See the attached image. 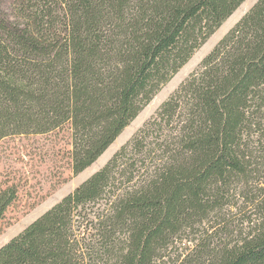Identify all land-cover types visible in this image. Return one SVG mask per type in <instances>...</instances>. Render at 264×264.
<instances>
[{"label":"trees","instance_id":"16d2710c","mask_svg":"<svg viewBox=\"0 0 264 264\" xmlns=\"http://www.w3.org/2000/svg\"><path fill=\"white\" fill-rule=\"evenodd\" d=\"M0 140L68 125L93 164L245 0H9ZM0 189V221L16 199ZM264 0L132 138L0 247V264H264Z\"/></svg>","mask_w":264,"mask_h":264},{"label":"rangeland","instance_id":"374dc122","mask_svg":"<svg viewBox=\"0 0 264 264\" xmlns=\"http://www.w3.org/2000/svg\"><path fill=\"white\" fill-rule=\"evenodd\" d=\"M257 0H245L221 26L193 53L185 65L154 95L137 117L88 168L74 175L71 170L72 139L68 125L44 134H20L0 140V189L13 186L16 199L7 207L0 221V247L48 210L63 196L101 168L126 144L169 97L197 68L201 60L240 20ZM9 0H0L3 12H9ZM264 218V204L238 214L227 231L225 241L235 242L250 229L247 220Z\"/></svg>","mask_w":264,"mask_h":264}]
</instances>
